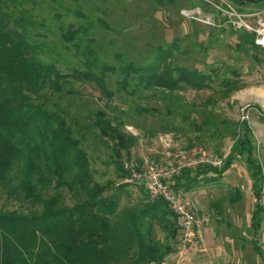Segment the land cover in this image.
I'll list each match as a JSON object with an SVG mask.
<instances>
[{
	"label": "rangeland",
	"instance_id": "374dc122",
	"mask_svg": "<svg viewBox=\"0 0 264 264\" xmlns=\"http://www.w3.org/2000/svg\"><path fill=\"white\" fill-rule=\"evenodd\" d=\"M263 5L264 0H258L246 6ZM35 6L36 18H44L52 29L48 32L50 49L45 52L46 58L57 57L58 66L65 70L84 68L86 56L74 46H64L58 26L61 21L90 22L88 34L96 40L92 55L98 64L113 67L105 72L106 86L112 94L106 96L93 81L72 79L66 84L70 92L53 96L52 100L65 109L68 120L71 115L78 118L73 127L77 136L83 134L81 145L87 151L93 178L110 182L105 194L124 182L120 208L141 206L149 196L141 185L126 179L128 169L127 175H120L119 163L123 167L125 162L133 163L138 170L152 161L177 164L195 160L191 167L199 161L220 164L230 150L231 130L239 128L242 120L250 126L254 155L263 170V210L258 228L254 229L251 220L255 204L252 180L244 157H237L214 179L201 180L189 190L178 188L193 212L208 213L200 236L186 243H181L179 233L175 239L167 238L162 223L174 221L168 211L163 213L162 221L146 219L152 222L156 240L168 241L172 246L160 263L149 264H264V119L258 109L264 110V51L239 47L238 33L227 24L210 25L201 20L203 12L212 13L213 8H202L198 0H37ZM197 6L201 12L194 16L190 10ZM169 44L174 45L167 58L172 64L205 72L215 68L209 85L197 88L180 83L171 89L151 85L134 94L120 87L121 65L128 61L146 63L159 46ZM232 68L236 74H232ZM224 77L236 80L235 88L225 93L220 82ZM98 109L132 136L127 138L128 151L119 148L117 153L112 141L97 135V129L85 127ZM201 120L205 127L199 130L194 123ZM237 193L239 196L232 198ZM62 195L65 202L70 200L65 188ZM29 207L28 201L0 187V209L26 211Z\"/></svg>",
	"mask_w": 264,
	"mask_h": 264
},
{
	"label": "trees",
	"instance_id": "16d2710c",
	"mask_svg": "<svg viewBox=\"0 0 264 264\" xmlns=\"http://www.w3.org/2000/svg\"><path fill=\"white\" fill-rule=\"evenodd\" d=\"M255 1L232 0L238 8ZM36 2L0 0V187L30 203L26 211L0 209V264L160 263L172 246L168 241L156 240L152 222L146 219L162 221L164 212L173 214L174 221L162 223V227L167 238L175 239L179 232L176 214L168 209L163 197L146 196L141 206L120 208L124 182L105 194L110 182L93 178L87 151L81 145L83 134L77 136L73 127L78 118L71 115L68 120L65 109L52 100L53 96L70 92L66 84L72 79L93 81L106 96L112 94L106 86L105 72L113 67L98 64L92 55L96 40L88 34L90 22L61 21L58 26L64 46H74L86 56L84 68L65 70L58 66L57 57L46 58L45 52L50 49L48 32L52 29L44 18H36ZM234 30L239 47L261 49L253 33ZM173 46H159L146 63L128 61L121 65L120 87L134 94L151 85L170 89L180 83L197 88L209 85L215 68L205 72L172 64L167 58ZM254 57L260 60L256 54ZM231 72L236 74L237 70L232 68ZM220 82L223 93L235 88V79L224 77ZM258 109L264 119V110ZM194 124L199 130L205 127L203 120ZM240 124L231 130L230 150L220 164L198 162L195 167H183L172 177L171 185L189 190L201 180L221 175L235 158L244 157L255 197L251 220L257 229L263 210L262 163L254 155L250 126L244 120ZM85 127L97 129V135L112 141L117 153L119 148L128 151L127 138L132 136L121 130L119 122L112 123L104 110H96ZM118 167L121 176L127 175L122 163ZM63 188L69 192L67 202L62 198ZM255 247L262 254L258 244Z\"/></svg>",
	"mask_w": 264,
	"mask_h": 264
},
{
	"label": "built area",
	"instance_id": "2783aa9c",
	"mask_svg": "<svg viewBox=\"0 0 264 264\" xmlns=\"http://www.w3.org/2000/svg\"><path fill=\"white\" fill-rule=\"evenodd\" d=\"M201 1L203 2L202 8L204 6L213 8L212 13L202 11L201 20L210 25L227 24L235 29L251 32L255 44L264 50V5L238 8L232 0ZM198 12H201L200 6L190 10L194 16ZM194 163L195 160L191 159L177 164H173L172 161L167 163L152 161L141 170H138L133 163L125 162L124 164V167L129 170L126 179L143 186L150 199L163 197L175 212L181 243L190 242L200 236L202 226L209 219L207 212H193L184 193L171 185L172 177L179 173L181 168L186 165L190 167L189 165Z\"/></svg>",
	"mask_w": 264,
	"mask_h": 264
}]
</instances>
